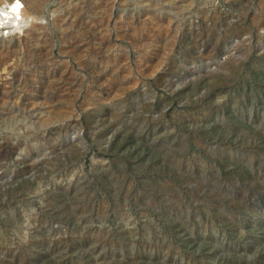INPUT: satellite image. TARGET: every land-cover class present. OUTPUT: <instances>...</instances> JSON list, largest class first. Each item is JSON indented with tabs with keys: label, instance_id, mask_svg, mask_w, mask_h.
I'll list each match as a JSON object with an SVG mask.
<instances>
[{
	"label": "rangeland",
	"instance_id": "rangeland-1",
	"mask_svg": "<svg viewBox=\"0 0 264 264\" xmlns=\"http://www.w3.org/2000/svg\"><path fill=\"white\" fill-rule=\"evenodd\" d=\"M19 1L0 264H264V0Z\"/></svg>",
	"mask_w": 264,
	"mask_h": 264
},
{
	"label": "bare ground",
	"instance_id": "bare-ground-1",
	"mask_svg": "<svg viewBox=\"0 0 264 264\" xmlns=\"http://www.w3.org/2000/svg\"><path fill=\"white\" fill-rule=\"evenodd\" d=\"M23 7L24 5L19 0L6 2L5 4L3 3V5L0 6V10H2L3 12V14L0 15V20L8 21V23L0 25V35H3V30L5 28H8L7 31L5 30V33H13L15 30L19 29L22 26V23H24Z\"/></svg>",
	"mask_w": 264,
	"mask_h": 264
},
{
	"label": "clouds",
	"instance_id": "clouds-1",
	"mask_svg": "<svg viewBox=\"0 0 264 264\" xmlns=\"http://www.w3.org/2000/svg\"><path fill=\"white\" fill-rule=\"evenodd\" d=\"M2 14H3V12H2V10H0V15H2ZM5 23H8V21L7 20H0V25H3Z\"/></svg>",
	"mask_w": 264,
	"mask_h": 264
}]
</instances>
